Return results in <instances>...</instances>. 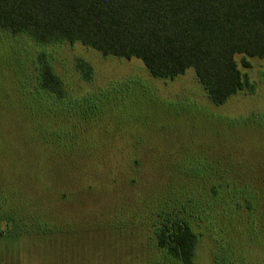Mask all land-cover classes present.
Wrapping results in <instances>:
<instances>
[{
    "label": "rangeland",
    "instance_id": "374dc122",
    "mask_svg": "<svg viewBox=\"0 0 264 264\" xmlns=\"http://www.w3.org/2000/svg\"><path fill=\"white\" fill-rule=\"evenodd\" d=\"M39 54L66 95L47 119ZM249 62L255 92L216 106L192 70L165 81L135 58L0 38V264H179L164 219L197 237L194 264H264V63Z\"/></svg>",
    "mask_w": 264,
    "mask_h": 264
},
{
    "label": "trees",
    "instance_id": "16d2710c",
    "mask_svg": "<svg viewBox=\"0 0 264 264\" xmlns=\"http://www.w3.org/2000/svg\"><path fill=\"white\" fill-rule=\"evenodd\" d=\"M0 38L79 44L104 57L135 58L159 80L192 70L207 99L219 106L240 91L255 92L241 68L250 69L252 58L264 63V0H0ZM76 68L91 78L85 61L78 59ZM36 70L35 95L52 94L46 101L36 97L46 102L44 118H52L65 102L63 82L44 54ZM5 195L1 186L0 207L10 211ZM164 221L160 246L179 264H194L197 237L188 224Z\"/></svg>",
    "mask_w": 264,
    "mask_h": 264
}]
</instances>
